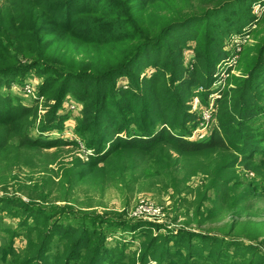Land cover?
I'll use <instances>...</instances> for the list:
<instances>
[{
    "label": "trees",
    "instance_id": "trees-1",
    "mask_svg": "<svg viewBox=\"0 0 264 264\" xmlns=\"http://www.w3.org/2000/svg\"><path fill=\"white\" fill-rule=\"evenodd\" d=\"M258 1L0 0V87L10 85L28 63L42 67L37 74L47 77L50 87H40V94L57 100L53 123V112L71 93L79 115L76 131L92 149L86 162H76L80 179L118 154L146 160L159 147L182 159H218L224 165L220 173L237 166L251 171L264 165L262 98L256 95L264 90V9L258 17L248 12L254 3L264 6ZM238 3L241 25L254 24L247 35L256 41L241 45V77H234L225 39L238 26L225 20ZM222 66H228L224 73L217 68ZM120 82L126 84L118 87ZM217 82L226 86L214 91ZM193 99L196 105L212 103L205 140L192 137L198 124ZM4 100L0 95V147L9 141L32 147L26 135L37 118L35 104L17 101L11 107ZM256 121L262 124L255 126ZM64 238L65 250L50 258L53 264H95L96 248L82 257L94 237L68 228ZM185 247L182 261L168 255L172 264L191 263L194 256ZM115 261L134 264L133 257Z\"/></svg>",
    "mask_w": 264,
    "mask_h": 264
},
{
    "label": "rangeland",
    "instance_id": "rangeland-1",
    "mask_svg": "<svg viewBox=\"0 0 264 264\" xmlns=\"http://www.w3.org/2000/svg\"><path fill=\"white\" fill-rule=\"evenodd\" d=\"M241 8L235 4L225 20L238 26L225 39L226 64L232 65L229 76L234 77H241V45L256 41L247 35L254 24L241 25ZM263 9L262 3H254L248 12L258 17ZM25 66L10 85L0 87L11 107L17 101L24 107L35 104L37 112L26 135L32 147L10 141L0 147V264H53L50 258L65 250L68 228L94 237L82 257L96 248L95 264H118L115 260L132 257L134 264H172L168 255L183 260L182 245L194 256L190 264H264V165L251 171L225 167L220 173L224 165L218 159H182L159 147L146 160L118 154L80 179L76 162H86L85 154L92 155V149L76 131V100L68 93L53 112V123L49 118L57 100L40 94V87H50L48 78L37 74L44 69L34 63ZM227 67L217 68L224 73ZM225 86L217 82L214 91ZM259 94L258 118L264 120V90ZM197 103L192 100L191 112L198 118L192 137L205 140L212 127L207 115L212 103Z\"/></svg>",
    "mask_w": 264,
    "mask_h": 264
},
{
    "label": "built area",
    "instance_id": "built-area-1",
    "mask_svg": "<svg viewBox=\"0 0 264 264\" xmlns=\"http://www.w3.org/2000/svg\"><path fill=\"white\" fill-rule=\"evenodd\" d=\"M207 115H209V114H207Z\"/></svg>",
    "mask_w": 264,
    "mask_h": 264
}]
</instances>
